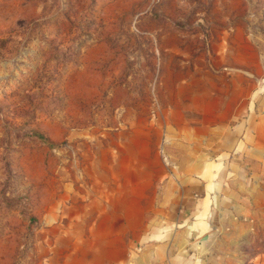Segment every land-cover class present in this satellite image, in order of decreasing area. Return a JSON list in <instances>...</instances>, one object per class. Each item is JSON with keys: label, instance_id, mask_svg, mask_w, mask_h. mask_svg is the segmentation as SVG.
Here are the masks:
<instances>
[{"label": "rangeland", "instance_id": "obj_1", "mask_svg": "<svg viewBox=\"0 0 264 264\" xmlns=\"http://www.w3.org/2000/svg\"><path fill=\"white\" fill-rule=\"evenodd\" d=\"M0 264H264V0H0Z\"/></svg>", "mask_w": 264, "mask_h": 264}, {"label": "crops", "instance_id": "obj_2", "mask_svg": "<svg viewBox=\"0 0 264 264\" xmlns=\"http://www.w3.org/2000/svg\"><path fill=\"white\" fill-rule=\"evenodd\" d=\"M201 204H202V206H203V205L205 204V202H204V203L202 202ZM202 206H201L200 204H197V203L195 204V203H194L192 211H197V210H199L200 207H202ZM200 228H202V229L204 228L203 224L200 226ZM189 229H190L191 231H194V229H195V225H193V224L190 225V226H189Z\"/></svg>", "mask_w": 264, "mask_h": 264}]
</instances>
